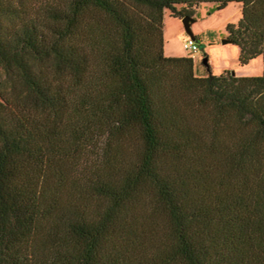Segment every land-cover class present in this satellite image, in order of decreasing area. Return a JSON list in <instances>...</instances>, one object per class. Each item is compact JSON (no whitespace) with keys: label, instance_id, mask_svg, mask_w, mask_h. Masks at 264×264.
<instances>
[{"label":"trees","instance_id":"1","mask_svg":"<svg viewBox=\"0 0 264 264\" xmlns=\"http://www.w3.org/2000/svg\"><path fill=\"white\" fill-rule=\"evenodd\" d=\"M231 2L261 75L164 55ZM0 264H264V0H0Z\"/></svg>","mask_w":264,"mask_h":264},{"label":"rangeland","instance_id":"2","mask_svg":"<svg viewBox=\"0 0 264 264\" xmlns=\"http://www.w3.org/2000/svg\"><path fill=\"white\" fill-rule=\"evenodd\" d=\"M192 18L190 30L198 44V51L195 53H191L183 47V43L190 36L185 30L182 19L170 16L168 11L164 13L163 50L166 57H191L197 76H205L208 73L203 63L205 58L214 75H220L227 70L234 72L239 77L261 75L263 69L261 56L255 57L247 65L241 66L238 62L239 48L232 42L222 43V40L228 36L225 31L226 25L236 24L241 18L239 3H228L222 9H217L212 3L201 4L194 9Z\"/></svg>","mask_w":264,"mask_h":264},{"label":"water","instance_id":"3","mask_svg":"<svg viewBox=\"0 0 264 264\" xmlns=\"http://www.w3.org/2000/svg\"><path fill=\"white\" fill-rule=\"evenodd\" d=\"M182 22H183L185 30L188 33V35L190 36V38L195 40V37L193 36V33L190 30V26H191V23L193 22V18L189 17V16H186V17L182 18ZM222 43L223 44L231 43V40L228 39V38H225V39L222 40ZM203 63L207 64V59L206 58L203 60Z\"/></svg>","mask_w":264,"mask_h":264},{"label":"built area","instance_id":"4","mask_svg":"<svg viewBox=\"0 0 264 264\" xmlns=\"http://www.w3.org/2000/svg\"><path fill=\"white\" fill-rule=\"evenodd\" d=\"M183 47L185 50L191 52V53H195L198 51V44L196 42V40L189 38L188 40H186L183 43Z\"/></svg>","mask_w":264,"mask_h":264}]
</instances>
